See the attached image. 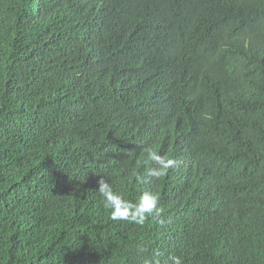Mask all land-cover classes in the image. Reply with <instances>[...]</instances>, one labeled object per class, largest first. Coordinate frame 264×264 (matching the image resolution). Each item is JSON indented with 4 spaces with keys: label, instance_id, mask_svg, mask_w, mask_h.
I'll use <instances>...</instances> for the list:
<instances>
[{
    "label": "trees",
    "instance_id": "trees-1",
    "mask_svg": "<svg viewBox=\"0 0 264 264\" xmlns=\"http://www.w3.org/2000/svg\"><path fill=\"white\" fill-rule=\"evenodd\" d=\"M101 179L163 225L111 220ZM155 252L264 264V0H0V264Z\"/></svg>",
    "mask_w": 264,
    "mask_h": 264
},
{
    "label": "clouds",
    "instance_id": "clouds-1",
    "mask_svg": "<svg viewBox=\"0 0 264 264\" xmlns=\"http://www.w3.org/2000/svg\"><path fill=\"white\" fill-rule=\"evenodd\" d=\"M147 158L155 163L156 167L148 171V175L154 179L159 180L167 175L168 171L178 167V161L173 157L163 156L157 154L155 151L146 149ZM137 183H144L145 177L143 175L136 176ZM100 196L103 198L104 207L110 209V219L117 222H128L143 227L145 223L152 218L157 220L161 225L164 221L162 219L163 208L158 206L159 197L151 191H143L135 202L127 200L122 194L113 191L111 184L101 179L99 181ZM159 252L154 253V259L148 264H160L158 257ZM169 264H183V260L179 256H170L168 258Z\"/></svg>",
    "mask_w": 264,
    "mask_h": 264
}]
</instances>
